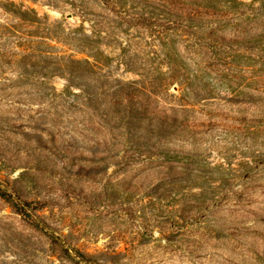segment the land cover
<instances>
[{"label": "rangeland", "instance_id": "374dc122", "mask_svg": "<svg viewBox=\"0 0 264 264\" xmlns=\"http://www.w3.org/2000/svg\"><path fill=\"white\" fill-rule=\"evenodd\" d=\"M0 264H264V0H0Z\"/></svg>", "mask_w": 264, "mask_h": 264}]
</instances>
